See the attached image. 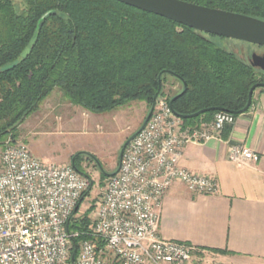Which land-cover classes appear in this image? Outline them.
I'll use <instances>...</instances> for the list:
<instances>
[{
    "label": "trees",
    "instance_id": "trees-1",
    "mask_svg": "<svg viewBox=\"0 0 264 264\" xmlns=\"http://www.w3.org/2000/svg\"><path fill=\"white\" fill-rule=\"evenodd\" d=\"M186 1L264 20V0ZM216 38L224 37L119 0H0V145L17 137L20 124L56 88L74 104L102 113L134 99L152 105L160 84L164 94L173 79L181 85L169 97H176L177 114L209 108L236 114L252 86L264 83V71ZM217 111L182 119L193 127ZM87 192L70 228L85 231L91 223L87 214L75 216Z\"/></svg>",
    "mask_w": 264,
    "mask_h": 264
},
{
    "label": "built area",
    "instance_id": "built-area-1",
    "mask_svg": "<svg viewBox=\"0 0 264 264\" xmlns=\"http://www.w3.org/2000/svg\"><path fill=\"white\" fill-rule=\"evenodd\" d=\"M236 120V114L218 110L211 121L185 126L169 98L158 95L151 117L108 177L95 220L85 231L70 223L92 180L73 163L44 162L25 141L8 137L0 168V264H190L201 250L160 234L163 197L178 181L194 192L219 191L216 178L180 164L182 150L189 143L222 139ZM228 157L246 165L260 156L232 143ZM81 234L89 238L77 243Z\"/></svg>",
    "mask_w": 264,
    "mask_h": 264
},
{
    "label": "crops",
    "instance_id": "crops-1",
    "mask_svg": "<svg viewBox=\"0 0 264 264\" xmlns=\"http://www.w3.org/2000/svg\"><path fill=\"white\" fill-rule=\"evenodd\" d=\"M241 143L259 154L257 162L229 160V145ZM180 164L216 178L219 191L205 194L175 182L163 197L160 234L189 243L201 252L193 260L264 263V90L254 91L252 106L237 116L222 139L189 143ZM192 260V261H193ZM191 261V262H192Z\"/></svg>",
    "mask_w": 264,
    "mask_h": 264
},
{
    "label": "rangeland",
    "instance_id": "rangeland-1",
    "mask_svg": "<svg viewBox=\"0 0 264 264\" xmlns=\"http://www.w3.org/2000/svg\"><path fill=\"white\" fill-rule=\"evenodd\" d=\"M216 42L250 63L254 54L264 56L261 45L228 37L216 38ZM166 85L164 94L159 95L167 98L181 88L173 79ZM151 106L145 100L134 99L114 110L92 113L69 101L56 88L41 107L20 124L15 138L25 141L31 152L44 162L77 163L92 184L75 216L81 218L87 214L92 223L108 177L119 167L124 144L142 126ZM3 148L4 144L0 145V168ZM80 152L84 153L75 162ZM190 264L199 263L193 260ZM210 264L262 263L244 260L237 263L211 261Z\"/></svg>",
    "mask_w": 264,
    "mask_h": 264
},
{
    "label": "water",
    "instance_id": "water-1",
    "mask_svg": "<svg viewBox=\"0 0 264 264\" xmlns=\"http://www.w3.org/2000/svg\"><path fill=\"white\" fill-rule=\"evenodd\" d=\"M122 2H125L129 5L138 7L140 9L153 12L156 14H160L162 16H165L167 18H170L178 23H181L183 25L189 26L191 28H194L198 31H202L205 33H210V34H215L218 36H223V37H228V38H233V39H238V40H243L246 42H250L253 44L261 45L264 46V27L258 28V27H252V26H238L236 24H233L231 22V19H236V20H242V21H248V22H257L259 24L264 25V20L255 18L252 16L240 14V13H235L219 8H212L200 4H196L193 2H189L186 0H146L148 1L151 6H146L142 5L139 3H136L132 0H119ZM251 64L255 67H260L264 70V56L254 54L253 55V60ZM161 83V81H160ZM184 83V90L187 88V84ZM258 87H264V83H257L252 86V88L249 91V97H248V102L246 106L238 111L236 114H241L245 111H247L253 103V95L254 91ZM161 84L158 92L154 96V100L151 106V109L142 124V126L127 140V142L124 144L121 155L120 157L122 158L124 150L127 146V144L131 141V139L137 134L139 130H141L149 118L151 117L154 107H155V101L156 98L158 97L160 90H161ZM182 92V93H183ZM176 99V97L172 98L170 100V105L172 106L173 110V102ZM222 110L220 108H209V109H203L200 110L194 114L188 115V116H181L179 114H176L180 116L181 118L185 117H195L201 113H204L209 110ZM235 113V112H233ZM74 164V163H73ZM117 170L114 172L116 173ZM112 173V174H114ZM111 174V175H112ZM78 206L76 207V210L78 209ZM78 247L77 244L74 245V250L72 254V262H75L76 258V253H77Z\"/></svg>",
    "mask_w": 264,
    "mask_h": 264
},
{
    "label": "bare ground",
    "instance_id": "bare-ground-1",
    "mask_svg": "<svg viewBox=\"0 0 264 264\" xmlns=\"http://www.w3.org/2000/svg\"><path fill=\"white\" fill-rule=\"evenodd\" d=\"M132 1L142 4V5L151 6V4L146 0H132ZM231 22L238 26H252V27H258V28L264 27V25L259 24L257 22H248V21L246 22V21L236 20V19H231Z\"/></svg>",
    "mask_w": 264,
    "mask_h": 264
}]
</instances>
